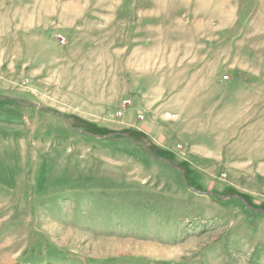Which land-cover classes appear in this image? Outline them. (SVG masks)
I'll use <instances>...</instances> for the list:
<instances>
[{
    "label": "rangeland",
    "instance_id": "obj_1",
    "mask_svg": "<svg viewBox=\"0 0 264 264\" xmlns=\"http://www.w3.org/2000/svg\"><path fill=\"white\" fill-rule=\"evenodd\" d=\"M1 97L0 264H264V0H0Z\"/></svg>",
    "mask_w": 264,
    "mask_h": 264
},
{
    "label": "crops",
    "instance_id": "obj_2",
    "mask_svg": "<svg viewBox=\"0 0 264 264\" xmlns=\"http://www.w3.org/2000/svg\"><path fill=\"white\" fill-rule=\"evenodd\" d=\"M149 68H150L149 64L145 66V72L147 73L148 77L150 76V73H151ZM162 71H164L162 69V66H159L158 70H156L154 74H158L157 77H160ZM176 71H177V69L175 67H171L170 70L166 71L167 73L165 75H166V77L175 76L174 72H176ZM197 75H199V74H197ZM197 75H195L193 78L194 81L192 82V86H190V91H191V93H206L208 88L203 87V89H202L196 85L198 83L197 82V80H198ZM212 84H213V87L219 86V85L214 84L213 82H212ZM154 86L156 87V88L154 87L155 88L154 89L155 94H161V93L165 92V90H163L161 88L162 87L161 83L158 80H156ZM182 89H183V87L182 88L176 87V88H174V90H172L169 93L173 94V93H178L180 91L182 92ZM203 91H205V92H203ZM198 99L200 100V96L198 97ZM204 101H206V100H204ZM213 102L215 104V108L218 109L219 108V107H217L218 102H215V100H213ZM188 113H185V117H190L189 115L187 116ZM212 113L214 114L216 112H212ZM225 113L221 112V114H220V117L222 118L221 120H223V118H226L229 116L227 113L226 114ZM193 116H195V115L193 114ZM154 121H155L154 118L153 119L150 118L148 125L143 127L147 131L149 136H151V133H155L156 131L160 132V129L162 127V125H161V127H160V125H158V127H157L158 129H156V125H154V123H153ZM163 126L166 127V125H163ZM172 128L170 129L171 134L166 135L165 137L159 136L158 141H160L164 144L168 143V145L171 144L172 146L174 145L173 142H179L182 146H184V151H191L193 153H201L202 156H205V157H214L217 155V152H220V155H221V150H224V148H225L226 143H225V141L222 140L223 139L222 136L219 137V139L213 138L210 140H207V139L200 137V136H204L203 134H204L205 130L203 129V126L197 128L193 132H191V135L193 134V136L188 137L187 139H185L186 137H184V139H180L179 141H177V139L173 140V137H176V130L174 127H172ZM187 134H190V133H187ZM171 135H172V137H171Z\"/></svg>",
    "mask_w": 264,
    "mask_h": 264
},
{
    "label": "water",
    "instance_id": "obj_3",
    "mask_svg": "<svg viewBox=\"0 0 264 264\" xmlns=\"http://www.w3.org/2000/svg\"><path fill=\"white\" fill-rule=\"evenodd\" d=\"M1 100H14L16 103H18V104H20V105L34 106V104H32V103H25V104H24V103L19 102L18 100H15V99H12V98H9V97H1V98H0V101H1ZM39 109L42 110V111H44V112L50 113V114H55V113H53V112L48 111L47 109H45V108H43V107H39ZM65 122L67 123V125H68L70 128H72V127L70 126L69 122H68L66 119H65ZM75 131H77V130H75ZM77 132L82 133V134L89 135V136H91V137H93V138H95V139H104V140H106V139H109V138L114 137V136H119V137H123V138H125V139L128 140V141H133V140L129 137V135L124 134V133H113V134H110V135L99 136V135H91V134H88V133L83 132V131H77ZM136 145L142 147V148L145 150V152L147 153V155H148L150 158H152V159H154V160H156V161H158V162L164 163L166 166H168V167L171 168V169L177 170V171L179 172V174L181 175V177H182V181H183V183L186 185V187H188L189 189H192V188H190V187L187 185V182H186V180H185V178H184V176H183L182 171H181L180 169H177V168H176V167H175L170 161H168V160H166V159H164V158H158V157H155V156L152 154V152L149 150V148H148L147 146H145V145H142V144H140V143H136ZM192 191H194L195 193L200 194V195H205V196H217V197H219V198H221V199H231V198H236V199H238V200H241L242 203H244V204L246 205V203L243 201V199H242L241 197H237V196H226V197H225V196L217 195V194H215V193H199V192H197V191H195V190H192ZM246 207H248V206L246 205ZM248 209H250L251 211H254V212H259V213H261V211L258 210V209H254V208H250V207H248Z\"/></svg>",
    "mask_w": 264,
    "mask_h": 264
},
{
    "label": "trees",
    "instance_id": "obj_4",
    "mask_svg": "<svg viewBox=\"0 0 264 264\" xmlns=\"http://www.w3.org/2000/svg\"><path fill=\"white\" fill-rule=\"evenodd\" d=\"M90 132H91V131H90ZM92 133H93V132H92ZM126 133H127V135L130 136L131 139H133L135 142H138V143H139V142L141 143V142L144 141L143 139H146V137H145L144 135H142V136H141L142 139L139 140L140 137H137L136 135H133L131 132H126ZM147 142H148V141H147ZM141 144H142V143H141ZM147 144H148V143H147ZM150 149H151V152L153 153L154 156H156V157L159 156V155H157V154L154 152L153 148L150 147ZM155 154H156V155H155ZM189 184H190V183H189Z\"/></svg>",
    "mask_w": 264,
    "mask_h": 264
},
{
    "label": "bare ground",
    "instance_id": "obj_5",
    "mask_svg": "<svg viewBox=\"0 0 264 264\" xmlns=\"http://www.w3.org/2000/svg\"><path fill=\"white\" fill-rule=\"evenodd\" d=\"M154 250H155V249L152 248V249L150 250V252H151V253H154ZM159 250H160V249H159ZM176 250H180V249H176ZM160 251H163V250H160ZM180 251H181V250H180ZM178 253H179V252H178ZM173 254H174V252H173V253H172V252H165V251L162 252V255H165V256H167V255H168V256H172ZM176 254H177V253H176ZM176 254H175V255H176ZM154 255H157V254L155 253Z\"/></svg>",
    "mask_w": 264,
    "mask_h": 264
}]
</instances>
